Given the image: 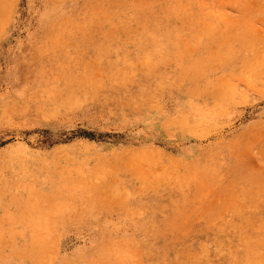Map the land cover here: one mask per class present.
Instances as JSON below:
<instances>
[{
	"label": "rangeland",
	"instance_id": "374dc122",
	"mask_svg": "<svg viewBox=\"0 0 264 264\" xmlns=\"http://www.w3.org/2000/svg\"><path fill=\"white\" fill-rule=\"evenodd\" d=\"M0 264H264V0H0Z\"/></svg>",
	"mask_w": 264,
	"mask_h": 264
},
{
	"label": "bare ground",
	"instance_id": "6f19581e",
	"mask_svg": "<svg viewBox=\"0 0 264 264\" xmlns=\"http://www.w3.org/2000/svg\"><path fill=\"white\" fill-rule=\"evenodd\" d=\"M45 226V225H44ZM47 229V228H46Z\"/></svg>",
	"mask_w": 264,
	"mask_h": 264
}]
</instances>
